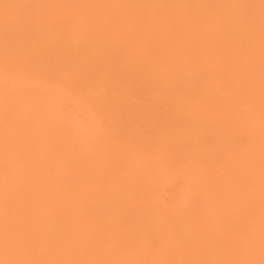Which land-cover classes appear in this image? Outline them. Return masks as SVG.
I'll return each mask as SVG.
<instances>
[{"label":"bare ground","instance_id":"obj_1","mask_svg":"<svg viewBox=\"0 0 264 264\" xmlns=\"http://www.w3.org/2000/svg\"><path fill=\"white\" fill-rule=\"evenodd\" d=\"M0 264H264V0H0Z\"/></svg>","mask_w":264,"mask_h":264}]
</instances>
